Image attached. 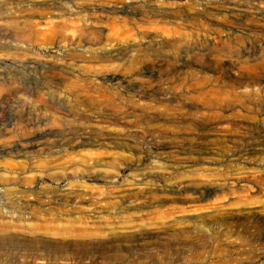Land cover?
I'll list each match as a JSON object with an SVG mask.
<instances>
[{
    "label": "rangeland",
    "instance_id": "rangeland-1",
    "mask_svg": "<svg viewBox=\"0 0 264 264\" xmlns=\"http://www.w3.org/2000/svg\"><path fill=\"white\" fill-rule=\"evenodd\" d=\"M33 11L69 15L50 36ZM79 19L106 62L72 60ZM106 75L120 96L68 93ZM17 80L41 93L5 96ZM107 110L131 147L0 154V264H264V0H0V149L33 113L61 140Z\"/></svg>",
    "mask_w": 264,
    "mask_h": 264
},
{
    "label": "bare ground",
    "instance_id": "bare-ground-1",
    "mask_svg": "<svg viewBox=\"0 0 264 264\" xmlns=\"http://www.w3.org/2000/svg\"><path fill=\"white\" fill-rule=\"evenodd\" d=\"M123 4H125V3H123ZM190 9H192V7ZM188 12H189V10H188ZM203 12H204V10H203ZM190 13H191V11H190ZM210 14H212V13H210ZM65 15H69V14L66 13V12H62V11L53 12L52 13V17L49 19L45 15L39 14V13H37V11H33L32 14L28 16V17H30V19L29 18L28 19H24L23 18L22 21H21V24H22L23 27H27V28L34 29V30H39V31H42L43 33H45L46 35L54 36L55 34H57V29L60 27V24L63 22V16L65 17ZM194 15H196V13H194ZM185 16H187V15H185ZM192 16H193V14H192ZM198 17H199V15H198ZM198 17H195V18H198ZM93 18H95V17H93ZM79 21H80L79 22L80 24H79V26H77L75 38L69 39V43L71 45H74L75 47H80L81 49L79 50L78 53H76L77 49L73 48V51H72L73 53L72 54L74 56L72 57V60L76 59V60H80V61H91V60H93V61H96V62H106L108 60V58L110 57V53L108 51H104V52L101 53L100 52L101 49L99 50V52H97L98 50H96L94 48V46H97L96 45L97 43L92 41L91 38H90L91 41L85 42L84 38L87 35L91 36V34H94V32H91V31H89L87 29L88 27H86V25H85L86 20L79 19ZM96 23H98V22H96ZM27 63H32V62H27ZM98 77H99V75H98ZM123 80H125V79H123ZM51 82H53V80ZM60 83H61V81H60ZM98 83H99V85H98ZM121 84H122V78L120 80V78L114 77V76H112V77H108V76L107 77H102L101 76L100 80H98V79L96 80L95 79V85H98L99 88L98 87H93V86L90 87V86H88L89 83L87 82L86 85H83V86H80V87L74 88V89H69L68 93L71 94V95L77 96V97H85V98H91L93 95H95L94 97L96 98V101H98V99H100V101L102 100L104 102L105 99L107 100V99L111 98L112 96H113V98L116 97L117 95L120 96L119 93H121V92H120V90L117 89V86L121 85ZM248 84H251V83H248ZM246 86H249V85H246ZM122 87H123V90H124L125 85L124 86L122 85ZM4 91L7 94V95H5L7 97H9V94H12V96H13V94H19V93L22 94V95H26L25 96L26 100H29L30 98H35L41 93L40 90L38 91L37 89L29 86L28 84H26L22 80H20V81H18L16 83L9 84L8 88H6V90H4ZM7 91H8V93H7ZM150 92L151 91L149 89H147V90H145V89H141L140 90L139 89V90H135L134 91V93L137 94L136 96L144 95V94L150 96L151 95V94H149ZM122 94H121V96L123 97ZM5 99H8V98H5ZM88 104H89V102H88ZM108 104L109 103H107L106 106ZM53 106L54 105H50V106L46 105L45 106V104H44L41 107L38 106V107H40V108H38V111L41 112L42 111L41 109L46 110L48 108L49 109L54 108ZM112 107H113V105H112ZM110 109H111V106H110ZM55 110H58V109L56 108ZM39 112H37V113L35 112L36 114L33 113L29 118H27L26 122L21 124L23 129H26L28 126H30V128H34L35 129V130H32L31 138L29 137V139L26 140V142L13 144V145H11V146H9L7 148L0 149V154L1 153H5V152L10 154L11 151L17 150V149H19L18 151L22 152V154L39 153V152L43 153L46 150H48L47 147H51V148L57 147V148H59V150L55 152L58 155H62V153L66 154L67 151L78 150L79 148H81L83 146H91V148L92 147H96L98 149H104V150H110V149H113V148H116V147H122V148L131 147L130 144L127 143V142L126 143H122L123 142L122 139H124V138L123 137L121 138L122 135L116 133V130H115V128L118 127V126H123L124 125V127H127L128 125H126V124L131 122L130 118H128L130 122L127 121V117L125 116V114L124 115L123 114L120 115V114H116L117 112L116 113H114V112L112 113V112H109L108 110L106 111V113L101 114L100 117H91V116H89L87 114H83V119L85 121H90V122L92 121V122H95V124L91 125V126H89V125L88 126H84V125L79 124L76 127L73 126L74 127L73 131H69L68 129H64V130H62V133H61V136H62L61 140H57V139H55L56 137H55L52 129L50 127H46L45 123L47 122V120L49 122V119L50 120L53 119L52 120L53 122L54 121H58L59 118L58 119H57V117L55 118L54 115L51 114L52 112L49 114L50 115L49 117H52V118H47V116L45 117L44 116V112H43L42 115H39ZM48 112H49V110H48ZM127 116L129 117V115H127ZM158 117L159 116L156 115V114H155V116H153V115H150L149 113L148 114L144 113V115L142 116V119L138 120V118H137L136 120L133 121V124H137V125L140 124V125L146 126L148 121H151L152 119H155V118H158ZM97 118H100L101 120L100 121H94ZM1 123H2V121H1ZM50 125H52V122H51ZM142 130L146 131L145 129H143V127H142ZM143 131H142V133H143ZM119 132H121V131H119ZM49 136L51 138L53 137L52 142L51 143L49 142L50 144H48V142H47V140H48L47 137H49ZM87 153L88 154H85L84 156H82L83 157L82 159H83L84 162H85L86 158L89 161H94L96 159H99L104 153H106V151H104V152L87 151ZM110 157L113 158V159L114 158L116 159L117 157H122V156H119L117 153H114V154H110ZM76 204L83 205V202L79 201ZM76 204L74 203V201L70 202L71 208L75 209V210H73V213L79 214V213H81L82 210L80 209L81 207L77 206ZM59 258L64 260L63 254H59Z\"/></svg>",
    "mask_w": 264,
    "mask_h": 264
}]
</instances>
